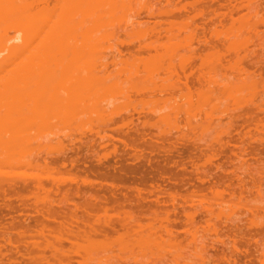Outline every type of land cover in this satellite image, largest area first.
Instances as JSON below:
<instances>
[{"label":"rangeland","instance_id":"1","mask_svg":"<svg viewBox=\"0 0 264 264\" xmlns=\"http://www.w3.org/2000/svg\"><path fill=\"white\" fill-rule=\"evenodd\" d=\"M120 2L96 54L30 68L52 130L0 103V264H264V0Z\"/></svg>","mask_w":264,"mask_h":264},{"label":"bare ground","instance_id":"2","mask_svg":"<svg viewBox=\"0 0 264 264\" xmlns=\"http://www.w3.org/2000/svg\"><path fill=\"white\" fill-rule=\"evenodd\" d=\"M51 0H0V103L1 107L6 105L5 100L9 102H16L14 105L15 107L24 103L25 100H27L29 103H31V115L30 117V125L32 127L36 128V131L40 129L41 131L47 128L53 129L54 126L51 124V118H57L61 111L58 113V109L56 110L52 106V102L48 100H52L51 97L52 94H48V90L44 87H47L49 83L46 85V81L44 79L40 80L41 77L36 73L37 71H40L42 66L47 67L46 69L52 70L50 65H52L54 62L51 61L54 57L52 54H50L53 50V52L57 51L58 58H54L56 60V66L64 61H67L66 56L68 52L70 54L77 53L78 50L82 52V50H90L92 53L95 52L93 50H99L102 47L99 46V43L97 42L98 39H101L103 36H111V31L107 27H114L115 22L119 21V18L121 19V14L119 15V12L117 10L121 9H127L125 7L128 6V4L125 5V3L120 2V0H116L120 2V6L118 7L116 3H113L112 0H62V1H55L54 3L50 2ZM83 1V2H82ZM88 1V2H86ZM90 1V2H89ZM114 1V0H113ZM159 1V0H158ZM213 1V0H212ZM81 2V3H80ZM126 2V1H124ZM151 2V1H150ZM195 2V1H194ZM119 4V3H118ZM189 3L184 4L188 5ZM220 4V3H219ZM256 4V3H255ZM222 5V4H221ZM249 5V4H248ZM116 6V7H115ZM131 6V5H130ZM201 6V5H200ZM211 6V5H210ZM220 6V5H219ZM255 6V5H254ZM193 7V6H192ZM119 8V9H117ZM124 8V9H123ZM129 8V7H128ZM131 8V7H130ZM227 8V6H226ZM216 9V8H215ZM130 10V9H129ZM185 10V9H184ZM126 11V10H125ZM124 11V12H125ZM128 11V9H127ZM135 11V10H134ZM138 11V10H137ZM233 11V10H232ZM131 12V11H130ZM240 12V10H239ZM251 12V11H250ZM123 13V12H122ZM127 13V12H126ZM129 13V12H128ZM216 13V12H215ZM80 14V15H79ZM253 14V13H252ZM251 14V15H252ZM128 15V14H127ZM83 16V17H82ZM125 16V14H124ZM143 16V15H142ZM80 17V18H78ZM199 17V16H198ZM225 17V16H224ZM241 17V16H240ZM250 17V16H249ZM78 18V19H77ZM127 18V17H126ZM169 18V17H167ZM204 18V17H203ZM89 21H87V20ZM91 19V20H90ZM94 21H93V20ZM161 19V18H160ZM213 19V18H212ZM231 19V18H230ZM261 19V18H260ZM86 20V21H85ZM123 20V19H122ZM126 20V19H125ZM131 20V19H130ZM121 21V20H120ZM155 21V20H154ZM186 21V20H185ZM203 21V20H202ZM259 21V20H258ZM149 22V21H148ZM246 22V21H245ZM257 22V21H256ZM263 22V21H262ZM84 23V24H83ZM114 23V24H113ZM118 23V22H117ZM121 23V22H120ZM119 23V24H120ZM146 23V22H145ZM179 23V22H178ZM84 25V30H81V28ZM85 24L87 26H85ZM118 24V25H119ZM249 23H247L248 25ZM251 24V23H250ZM253 24V23H252ZM114 25V26H113ZM128 25V24H127ZM134 25V24H133ZM165 25V24H164ZM181 25V24H180ZM190 25V24H189ZM195 25V24H194ZM239 25V24H238ZM244 25V24H243ZM117 26V25H116ZM121 26V25H120ZM175 26V24H174ZM223 26V25H222ZM261 26V25H260ZM124 27V26H123ZM218 27V26H217ZM240 27V26H239ZM79 28V29H78ZM89 28V29H88ZM107 29L110 31H107ZM113 29V28H112ZM111 29V30H112ZM80 34H78V32ZM82 31V33L80 31ZM256 30V29H255ZM69 31V32H68ZM72 31V32H71ZM76 33H75V32ZM86 31V32H85ZM124 31V30H123ZM165 31V30H164ZM196 31V30H195ZM242 31V30H241ZM258 31V29H257ZM68 32V33H67ZM185 32V31H184ZM233 32V31H232ZM261 32V31H260ZM110 33V34H109ZM113 33V32H112ZM242 33V32H241ZM100 36H99V35ZM108 34V35H107ZM120 34V33H119ZM163 34V33H162ZM197 34V33H196ZM223 34V33H222ZM239 34V33H238ZM244 34V33H243ZM76 35V36H75ZM80 36L83 40H78L77 37ZM83 36V37H82ZM127 36V35H126ZM94 37V38H93ZM98 37V38H97ZM101 37V38H100ZM85 38V40H84ZM102 38V40H103ZM173 38V37H172ZM97 40V41H96ZM111 40V38H110ZM169 40V39H168ZM172 40V39H171ZM176 40V39H175ZM249 40V39H248ZM257 40V39H256ZM72 41V42H71ZM79 41V42H78ZM165 41V40H164ZM214 41V40H213ZM229 41V40H228ZM96 42V43H95ZM176 42V41H175ZM215 42V41H214ZM79 43L81 46H79ZM83 43V45H82ZM235 43V42H234ZM105 44V43H104ZM151 44V43H150ZM201 44V43H200ZM233 44V43H232ZM250 44V43H249ZM254 44V43H253ZM257 44V43H256ZM171 45V44H170ZM174 46V45H173ZM214 46V45H213ZM105 47V46H104ZM103 47V48H104ZM255 47V46H254ZM258 47V46H257ZM102 48V49H103ZM110 48V47H109ZM116 48V47H115ZM213 48V47H212ZM56 49V50H55ZM126 49V48H125ZM182 49V48H181ZM248 49V48H247ZM203 50V48H202ZM220 50V49H219ZM68 51V52H67ZM102 51V50H101ZM111 51V50H110ZM118 51V50H117ZM257 51V50H256ZM88 52V54H89ZM195 52V51H194ZM238 53V52H237ZM54 54V53H53ZM82 54V53H81ZM96 54V53H93ZM98 54V53H97ZM199 54V53H198ZM217 54V53H216ZM250 54V53H249ZM255 55V54H254ZM49 56H52L49 58ZM72 55L71 57L73 58ZM85 56V54L83 55ZM234 56V55H233ZM253 56V55H252ZM62 57V58H61ZM69 57L68 59L73 61V59ZM118 57V56H116ZM61 58V59H59ZM75 58V57H74ZM115 58V57H114ZM228 58V57H227ZM59 60V62L57 61ZM64 59V60H62ZM94 59V58H93ZM97 59V58H96ZM95 59V60H96ZM127 59V58H126ZM142 59V58H141ZM153 59V58H152ZM92 60V59H91ZM257 60V59H256ZM51 61V62H50ZM99 61V60H98ZM127 61V60H126ZM225 61V60H224ZM230 61V60H229ZM253 61V60H252ZM86 62V61H85ZM94 62V60H93ZM74 63V62H73ZM242 63V62H241ZM244 63V62H243ZM49 64V65H48ZM69 64V62L67 63ZM41 65V66H40ZM70 65V64H69ZM95 65V64H94ZM128 65V64H127ZM156 65V64H155ZM221 65V64H220ZM55 65L53 64V68ZM67 66V65H66ZM202 66V65H201ZM242 66V65H241ZM257 66V65H256ZM43 67V68H44ZM52 67V66H51ZM127 67V66H126ZM131 67V66H130ZM199 67V66H198ZM261 67V66H260ZM26 68H29L28 70ZM30 68H40L39 70L36 69V72H34ZM128 68V67H127ZM139 68V67H138ZM143 68V67H142ZM151 68H153L151 66ZM24 69V72L21 70ZM26 69V70H25ZM44 69L45 72H48V70ZM221 68H219L220 70ZM243 69V68H242ZM31 70V71H29ZM43 69H41L42 71ZM48 72V75L50 74V71ZM106 70V69H105ZM133 70V68H132ZM159 70V69H158ZM216 70V69H215ZM29 71V72H27ZM124 71V70H123ZM75 72V71H74ZM29 73V74H28ZM40 73V72H38ZM89 73V72H88ZM130 73V72H129ZM217 73V72H216ZM224 73V72H223ZM42 74V73H41ZM42 74V75H43ZM120 74V73H119ZM47 75V74H45ZM47 75V76H48ZM103 75V74H102ZM209 75V74H208ZM73 76V75H72ZM99 76V75H98ZM115 76V75H114ZM136 76V75H135ZM106 77V76H105ZM157 77V76H156ZM214 77V76H213ZM217 77V75H216ZM242 78V77H241ZM49 79V76L48 78ZM52 79V78H51ZM110 79V78H109ZM235 79V78H234ZM45 82H44V81ZM118 80V79H117ZM116 80V81H117ZM142 80V79H141ZM150 80V79H149ZM204 80V79H203ZM234 81V80H233ZM41 82V83H40ZM44 82V83H42ZM89 82V81H88ZM118 82V81H117ZM242 82V81H241ZM237 83V82H236ZM251 83V82H250ZM39 86H38V85ZM43 84V86H42ZM220 84V83H219ZM218 84V86H219ZM7 85H9V89H7ZM54 85V84H53ZM84 85V84H83ZM185 85V82H184ZM235 85V84H234ZM232 85V86H234ZM72 86V85H71ZM70 86V87H71ZM86 86V85H85ZM211 86V85H210ZM215 86V85H214ZM217 86V87H218ZM221 86V85H220ZM238 86V85H237ZM50 88V87H49ZM73 88V87H72ZM119 88V87H118ZM190 88V87H189ZM79 89V88H78ZM210 90V89H209ZM234 90V89H233ZM69 91V90H68ZM107 91V90H106ZM64 91V95L65 96ZM69 93V92H67ZM55 95V94H54ZM67 95V94H66ZM155 95V94H154ZM202 95V94H201ZM212 95V94H211ZM100 96V95H99ZM102 96V95H101ZM203 96V95H202ZM216 96V94H215ZM50 97V98H49ZM214 97V96H213ZM262 97V96H261ZM27 98V99H26ZM48 98V99H47ZM106 98V97H105ZM114 98V97H113ZM159 98V97H158ZM10 99V100H7ZM22 99V100H20ZM65 99V98H64ZM216 100V99H215ZM224 100V99H223ZM26 101V102H27ZM48 101V102H46ZM72 101V100H71ZM82 101V100H81ZM4 104H3V103ZM8 102V103H9ZM25 102V103H26ZM40 102V103H39ZM42 102V104H41ZM51 102L49 109H46V105H49ZM104 102V101H103ZM7 103V105H9ZM45 103H47L45 105ZM107 103V102H106ZM154 103V102H153ZM45 106H44V105ZM11 105V104H10ZM102 105V104H99ZM259 105V104H258ZM13 106V105H12ZM11 106V107H12ZM203 106V105H202ZM224 106V105H223ZM2 107V108H3ZM20 110L22 109L21 105L19 106ZM83 107V106H82ZM226 107V106H225ZM7 108V107H6ZM4 108V109H6ZM17 108H11L10 114L6 112L8 115H13V112H17ZM25 108V106H24ZM23 108V111H24ZM27 108V107H26ZM51 108V109H50ZM54 108V109H53ZM14 109V110H13ZM46 109V110H45ZM8 110V109H7ZM18 111L20 114L23 113V111ZM28 110V108L26 109ZM30 110V106H29ZM41 111V113H45L44 116L48 118L47 120L44 119L42 116L37 118V115L40 116L37 112L34 111ZM45 110V112H44ZM55 110V111H54ZM260 110V109H259ZM229 111V110H228ZM4 112V111H3ZM56 114V115H54ZM57 112V113H56ZM5 113V112H4ZM12 113V114H11ZM213 113V112H212ZM37 114V115H34ZM67 114V113H66ZM70 114V113H69ZM112 114V113H111ZM170 114V113H169ZM209 114V113H208ZM251 114V113H250ZM49 115V116H48ZM51 115V116H50ZM62 115V114H61ZM68 115V114H67ZM71 115V114H70ZM171 115V114H170ZM63 116H65L63 112ZM81 116V115H79ZM212 116V115H211ZM248 116V115H247ZM36 117V118H35ZM66 117V116H65ZM94 117V116H93ZM176 117V116H174ZM178 117V116H177ZM210 117V116H209ZM64 118V117H63ZM77 118V117H76ZM92 118V117H91ZM207 118V117H206ZM212 118V117H211ZM218 118V116H217ZM37 119L41 120L37 121ZM44 119V120H43ZM50 119V120H49ZM220 119V118H219ZM262 119V118H261ZM259 120V118H258ZM3 121V120H2ZM50 121V122H49ZM56 121V120H55ZM194 121V120H193ZM247 121V120H245ZM1 122V121H0ZM61 122V121H60ZM213 122V121H212ZM40 123V124H39ZM53 123V122H52ZM159 123V122H158ZM260 123V122H259ZM55 124V123H54ZM58 125V123H56ZM3 126V125H2ZM1 126V127H2ZM0 127V128H1ZM34 128V130H35ZM73 128V127H72ZM101 128V126H100ZM220 128V127H219ZM84 129V128H82ZM98 129V128H97ZM213 129V128H212ZM211 129V130H212ZM43 130V131H44ZM55 130V129H54ZM209 130V129H208ZM215 130V129H214ZM88 131V130H87ZM210 131V130H209ZM222 131V130H221ZM226 131V130H225ZM47 132V131H46ZM45 132V133H46ZM67 132V131H66ZM91 132V131H90ZM217 132V131H216ZM210 133V132H209ZM31 134V133H30ZM39 134V133H38ZM58 135V134H57ZM98 135V134H97ZM207 135V134H206ZM222 137V136H221ZM42 138V137H41ZM48 138V137H47ZM29 139V138H28ZM52 139V138H51ZM222 140V138H221ZM46 141V140H45ZM213 141V140H212ZM41 142V141H40ZM223 142V141H222ZM14 144V143H13ZM216 144V143H215ZM8 145V144H7ZM14 146V145H13ZM210 146V145H209ZM16 147V146H15ZM33 147V146H32ZM9 148V147H8ZM223 148V147H222ZM224 149V148H223ZM14 150V149H13ZM5 151V150H4ZM22 151V150H21ZM63 151V150H62ZM246 151V150H245ZM19 152V151H18ZM31 152V151H30ZM47 152V151H46ZM244 152V151H243ZM33 154V152H32ZM31 154V155H32ZM52 157V156H51ZM5 159V158H4ZM8 159V158H7ZM255 159V158H254ZM23 160V159H22ZM26 160V159H25ZM27 161V160H26ZM30 161V160H29ZM46 161V160H45ZM70 161V160H69ZM73 161V160H72ZM21 162V161H20ZM64 162V161H63ZM242 162V161H241ZM18 163V162H17ZM62 163V162H61ZM75 163V162H74ZM19 164V163H18ZM244 164V163H243ZM16 165V164H15ZM65 165V164H64ZM9 166V165H8ZM39 166V165H38ZM30 167V166H29ZM41 169V168H40ZM42 170V169H41ZM124 170V169H123ZM132 170V169H131ZM4 171V170H3ZM43 171V170H42ZM66 172V171H65ZM70 172V171H69ZM122 172V171H121ZM12 173V172H11ZM10 173V174H11ZM44 173V171H43ZM51 173V172H50ZM126 173V171H125ZM37 174V173H36ZM40 174V173H38ZM45 174V173H44ZM67 174V173H66ZM71 174V173H70ZM120 174V173H119ZM8 175V172H7ZM32 175V174H31ZM127 175V174H126ZM131 175V173H130ZM2 176V175H1ZM9 176V175H8ZM13 176V175H12ZM43 176V175H42ZM45 176V175H44ZM55 176V175H54ZM7 177V176H6ZM10 177V176H9ZM51 177V176H50ZM130 177V176H129ZM8 178V177H7ZM48 178V176H47ZM40 179V178H39ZM70 178H68L69 180ZM130 179V178H129ZM3 180V179H2ZM24 180V179H23ZM38 180V179H37ZM56 180V179H55ZM1 181V180H0ZM10 181V180H9ZM29 181V180H28ZM72 181V180H71ZM16 182V181H15ZM22 182V181H21ZM48 182V181H47ZM55 182V181H52ZM63 182V180H62ZM73 182V181H72ZM84 182V181H83ZM41 183V182H40ZM95 183V182H93ZM202 183V182H201ZM26 184V183H25ZM24 184V185H25ZM42 184V183H41ZM52 184V183H51ZM54 184V183H53ZM56 184V183H55ZM119 185V184H118ZM38 186V185H37ZM42 186V185H41ZM43 187V186H42ZM59 188V187H58ZM210 188V187H209ZM213 188V187H212ZM42 189V188H41ZM44 189V188H43ZM207 189V188H206ZM211 189V188H210ZM60 190V189H59ZM1 191V190H0ZM211 191V190H210ZM215 191V190H214ZM242 192V191H241ZM39 194V193H38ZM37 194V195H38ZM50 196V195H49ZM53 196V195H52ZM42 197V196H41ZM38 199V198H37ZM49 199V198H48ZM201 200V199H200ZM202 201V200H201ZM41 204V203H40ZM58 204V203H57ZM53 205V204H52ZM103 205V204H102ZM192 205V204H191ZM42 206V205H41ZM51 206V205H49ZM189 206V205H188ZM226 206V205H225ZM108 207V206H107ZM247 207V206H246ZM60 208V207H59ZM83 208V207H82ZM86 208V207H85ZM89 208V207H88ZM48 209V208H47ZM107 209V208H106ZM119 209V208H118ZM209 209V208H208ZM77 210V208H76ZM85 210V209H84ZM112 210V209H111ZM120 210V209H119ZM123 210V209H122ZM50 211V209L48 210ZM214 211V210H213ZM58 212V211H57ZM127 212V211H126ZM66 213V212H63ZM95 213V211H94ZM232 213V212H231ZM78 214V213H77ZM94 215V214H93ZM96 215V214H95ZM52 216V215H51ZM67 216V215H66ZM75 216V215H74ZM166 216V215H165ZM77 218V216H76ZM131 217H128V219ZM145 218V217H144ZM165 218V217H164ZM226 218V217H225ZM50 219V218H49ZM167 219V218H166ZM69 220V219H68ZM226 220V219H225ZM54 221V220H53ZM136 221V219H135ZM191 221V220H190ZM34 222V221H33ZM67 222V221H66ZM36 223V222H35ZM53 223V222H52ZM84 223V222H83ZM206 223V222H204ZM39 224V223H38ZM63 224V223H62ZM3 226V224H1ZM29 225V224H28ZM87 225V224H86ZM163 225V224H162ZM170 225V223H169ZM67 226V225H66ZM103 226V225H102ZM138 226V225H137ZM143 226V225H142ZM60 227V226H59ZM30 228V227H29ZM130 228V227H129ZM204 228V227H203ZM39 229V227H38ZM55 229V228H54ZM62 229V228H60ZM68 229V227L66 228ZM196 229V228H195ZM104 230V229H103ZM128 230V229H127ZM4 231V230H3ZM36 231V229L34 230ZM38 231V230H37ZM53 231V230H52ZM67 231V230H66ZM69 231V229H68ZM94 231V230H93ZM98 231V230H97ZM110 231V230H109ZM61 232V231H60ZM65 232V231H64ZM63 232V233H64ZM106 232V231H105ZM36 233V232H35ZM54 233V232H53ZM89 233V232H88ZM98 233V232H97ZM1 234V233H0ZM29 234V233H28ZM31 234V233H30ZM41 234V233H40ZM52 234V233H51ZM55 234V233H54ZM59 234V233H58ZM83 234V233H82ZM94 234V233H93ZM149 234V233H148ZM32 235V234H31ZM44 235V233H43ZM61 235V234H60ZM3 236V234H2ZM7 236V235H6ZM42 236V235H41ZM64 236V235H63ZM28 237V236H27ZM91 237V236H90ZM93 237V236H92ZM151 237V236H150ZM26 238V237H25ZM44 238V237H43ZM65 238V237H64ZM69 238V237H68ZM96 238V236H95ZM98 238V237H97ZM126 238V237H125ZM15 239V238H14ZM31 239V238H30ZM33 239V238H32ZM45 239V238H44ZM49 239V237H48ZM87 239V238H86ZM104 239V238H103ZM141 239V238H140ZM150 239V238H149ZM94 240V239H93ZM151 240V239H150ZM156 240V239H155ZM8 241V239H7ZM14 241V240H13ZM36 241V240H35ZM47 241V240H46ZM74 242V241H72ZM81 242V241H80ZM76 243V242H75ZM91 243V242H90ZM7 244V243H6ZM92 244V243H91ZM96 244V243H95ZM109 244V243H108ZM32 245V244H31ZM34 245V243H33ZM49 246V244H47ZM76 245V244H75ZM3 246V245H2ZM41 246V245H40ZM90 246H93L90 245ZM95 246V245H94ZM113 246V245H112ZM14 247V246H13ZM17 247V246H16ZM32 247V246H30ZM7 248V247H6ZM39 248V247H38ZM16 249V248H15ZM37 249V248H36ZM40 249V248H39ZM73 249V248H72ZM91 248L89 247V250ZM29 250V248H28ZM33 250V249H32ZM54 250V249H53ZM60 250V249H59ZM58 250V254H59ZM93 250V249H92ZM105 250V249H104ZM5 251V250H4ZM18 251V250H17ZM39 251V250H38ZM57 251V250H56ZM61 251V250H60ZM86 251V250H85ZM113 251V250H112ZM42 252V251H41ZM62 252V251H61ZM92 252V251H91ZM73 253V252H72ZM87 253V252H86ZM124 253V252H123ZM34 254V253H33ZM42 254V253H41ZM57 254V255H58ZM61 254V253H60ZM75 254V253H74ZM109 254V253H108ZM107 254V255H108ZM113 254V252H112ZM242 254V253H241ZM11 255V254H10ZM17 255V254H16ZM40 255V254H39ZM36 256L37 257L39 256ZM52 255V254H51ZM145 255V254H144ZM264 255V254H263ZM13 256V255H12ZM46 256V255H45ZM85 256V255H84ZM94 256V255H93ZM106 256V255H105ZM32 257V255H31ZM109 257V256H107ZM117 258V256H115ZM123 257V256H122ZM133 257V256H132ZM199 257V256H198ZM224 257V256H223ZM35 258V257H34ZM33 258V259H34ZM120 258V257H119ZM158 258V257H157ZM156 258V259H157ZM179 258V257H178ZM225 258V257H224ZM32 259V260H33ZM64 259V258H63ZM85 259V258H84ZM118 259V258H117ZM61 260V259H60ZM94 260V259H93ZM98 260V259H97ZM175 260V259H174ZM173 260V261H174ZM201 260V258H200ZM2 261V260H1ZM0 261V262H1ZM4 261V260H3ZM8 261V260H7ZM29 261V260H28ZM72 261V260H70ZM117 261V260H116ZM148 261V260H147ZM151 261V260H150ZM194 261V260H193ZM203 261V260H202ZM217 262L216 260H214ZM226 261V260H225ZM262 261V260H261ZM30 262V261H29ZM39 262V261H38ZM64 262V261H63ZM133 262H136L135 260ZM28 263V262H27ZM33 263V262H32ZM37 263V262H36ZM51 263V262H50ZM54 263V262H53ZM68 263V262H67ZM66 263V264H67ZM102 263V262H101ZM146 263V262H145ZM176 263V262H175ZM194 263V262H193ZM204 263V262H202ZM207 263V262H206ZM4 264V263H3ZM41 264V263H40ZM47 264V263H46ZM65 264V263H64ZM90 264V263H89ZM156 264V263H155ZM171 264V263H170ZM216 264V263H215ZM220 264V263H219Z\"/></svg>","mask_w":264,"mask_h":264}]
</instances>
